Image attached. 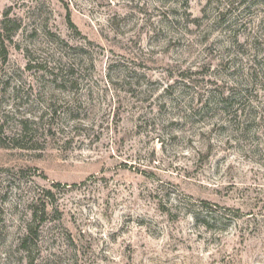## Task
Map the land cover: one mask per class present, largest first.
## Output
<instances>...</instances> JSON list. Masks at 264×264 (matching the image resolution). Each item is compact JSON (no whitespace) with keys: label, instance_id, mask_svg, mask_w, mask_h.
<instances>
[{"label":"rangeland","instance_id":"374dc122","mask_svg":"<svg viewBox=\"0 0 264 264\" xmlns=\"http://www.w3.org/2000/svg\"><path fill=\"white\" fill-rule=\"evenodd\" d=\"M0 264H264V0H0Z\"/></svg>","mask_w":264,"mask_h":264},{"label":"trees","instance_id":"16d2710c","mask_svg":"<svg viewBox=\"0 0 264 264\" xmlns=\"http://www.w3.org/2000/svg\"><path fill=\"white\" fill-rule=\"evenodd\" d=\"M215 212V214L216 213H218L219 214V211H217V210H215L214 211ZM232 212V211H231ZM224 221V220H227V221H230L231 220V217L230 216H228L227 214H223L221 217L219 216V220L217 221V222H220V221ZM206 223H207V221H206Z\"/></svg>","mask_w":264,"mask_h":264}]
</instances>
